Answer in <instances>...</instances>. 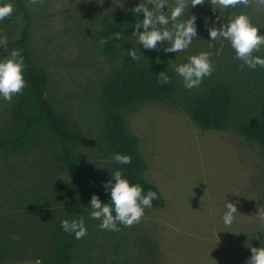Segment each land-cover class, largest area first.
<instances>
[{
  "label": "rangeland",
  "instance_id": "rangeland-1",
  "mask_svg": "<svg viewBox=\"0 0 264 264\" xmlns=\"http://www.w3.org/2000/svg\"><path fill=\"white\" fill-rule=\"evenodd\" d=\"M15 2L0 0L13 6L12 14L0 21L4 43L17 40L22 29ZM138 3L25 0L33 13L34 62L49 75L47 95L54 108L83 133L75 154L86 171L100 172L107 163L98 97L111 72L124 64L158 58L175 68L202 51L212 53L215 69L198 88L185 89L178 76L171 99L142 103L124 112L127 130L138 137L140 155L148 165L143 179L158 188L166 206L145 209L141 221L119 236L101 230L97 220L77 244L74 264H247L252 255L249 247L264 246V148L232 128L201 130L185 114L184 99L228 77L236 86L233 122L257 116L264 95L260 68L242 66L230 42L219 36L212 40L208 28L245 14L264 34V8L257 0H247L215 10L205 0L191 9L197 17L198 38L188 50L165 54L162 49L167 44L159 51L145 50L132 36L123 56L111 61L98 44L102 21L108 15L129 16ZM231 7L233 12L224 21ZM132 48L135 60L128 54ZM256 55L264 56V48ZM9 56L0 55V60ZM20 95L11 102L0 99V135L7 130ZM66 177L58 150L48 141L19 154L0 153V264H59L52 235L67 204L55 199L52 191ZM226 202L238 209L230 226L222 220Z\"/></svg>",
  "mask_w": 264,
  "mask_h": 264
},
{
  "label": "trees",
  "instance_id": "trees-1",
  "mask_svg": "<svg viewBox=\"0 0 264 264\" xmlns=\"http://www.w3.org/2000/svg\"><path fill=\"white\" fill-rule=\"evenodd\" d=\"M14 6L22 29L17 40L0 44V55H10L13 50L22 53L27 87L13 107L7 130L0 135V153L19 154L44 141L54 146L67 177L53 188V197L67 204L62 220L83 216L87 231L97 222L88 215L91 196L97 194L104 203L110 202L102 185L111 179V172L117 169L130 182L140 184L145 192L149 189L157 192L158 199L153 200L152 208H165L166 201L158 188L143 179L148 165L140 155L138 137L127 130L124 112L142 103L171 99L178 89V75L174 67L160 61L132 62L118 67L104 79L98 97V112L107 163L100 172L86 171L75 154V145L82 139L83 133L54 108L47 95L49 75L34 62L30 46L33 13L25 5V0H16ZM231 12L232 7L225 11L224 21ZM140 19H143L142 14L138 18L134 14L124 18L106 16L98 35L101 54L111 61H118L124 54L128 40L134 36L133 28ZM115 33H120L119 40L112 38ZM101 38L107 39V43L101 45ZM161 72H166L171 78L170 83L158 82ZM260 72L264 77V68H260ZM235 93L236 86L230 78L217 79L201 91L187 96L184 99V112L201 130L224 131L232 128L241 137L264 148V95L256 117L233 122ZM114 153L130 156L131 163H116L112 159ZM60 225L52 235L58 262L74 264L76 247L81 239L77 240L74 234L64 232ZM119 227V231H111L114 236L121 235L126 229L123 225Z\"/></svg>",
  "mask_w": 264,
  "mask_h": 264
},
{
  "label": "clouds",
  "instance_id": "clouds-1",
  "mask_svg": "<svg viewBox=\"0 0 264 264\" xmlns=\"http://www.w3.org/2000/svg\"><path fill=\"white\" fill-rule=\"evenodd\" d=\"M204 2L205 0H175V4L170 5L169 0H139V3L131 8V12L137 18L142 14L143 19L135 23L132 35L145 50L159 51L160 46L164 44L168 45L162 49L165 54H178L188 50L194 39L198 38L197 17L191 15V9ZM210 3L217 10L234 7L239 3L247 4V0H210ZM257 3L264 8V0H257ZM12 12L11 3H0V21L9 17ZM208 32L212 40L219 36L229 41L235 52V58L242 61V66L253 70L258 67L264 68V56L254 55L264 48V34L253 26L247 15L240 14L218 28L209 27ZM112 38L119 40L120 33H115ZM2 43L4 40L0 38V44ZM105 43L107 39L101 38L100 44ZM128 54L133 60L136 59L134 48L128 50ZM211 56V52L202 51L197 55L189 56L187 63L179 64L174 68V72L182 79L185 89L198 88L205 77L212 75L215 69ZM24 73V57L20 51L13 50L8 58L0 60V99L11 102L14 96L23 93L27 87ZM159 75V83H170L171 78L166 72H161ZM112 159L122 165L131 163L130 156L120 153H114ZM102 187L110 197V202L104 203L99 195L93 194L90 207L87 208L91 219L101 221L98 225L101 230L119 231V225L130 227L139 223L145 214V209L152 208L153 200L158 199L157 192L151 189L145 192L140 184L126 179L119 169L111 172V179L105 181ZM225 207L222 220L226 226H230L238 209L232 202H226ZM60 226L64 232L74 234L77 240L87 235L83 216L72 220L64 219ZM249 248L252 255L247 264H264V246Z\"/></svg>",
  "mask_w": 264,
  "mask_h": 264
}]
</instances>
